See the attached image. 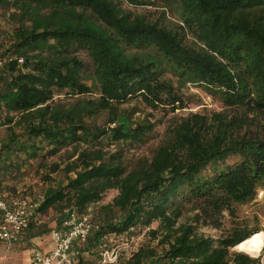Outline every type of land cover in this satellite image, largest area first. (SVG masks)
I'll return each mask as SVG.
<instances>
[{
  "label": "trees",
  "instance_id": "16d2710c",
  "mask_svg": "<svg viewBox=\"0 0 264 264\" xmlns=\"http://www.w3.org/2000/svg\"><path fill=\"white\" fill-rule=\"evenodd\" d=\"M2 19L0 189L33 162L63 173L30 229L51 208L59 228L65 209L97 205L77 258L138 233L120 264H263L231 250L258 230L196 229L264 184V0H0ZM186 86L222 109L177 115L199 104ZM138 104L171 114L160 136ZM187 207L199 210L181 222Z\"/></svg>",
  "mask_w": 264,
  "mask_h": 264
},
{
  "label": "rangeland",
  "instance_id": "374dc122",
  "mask_svg": "<svg viewBox=\"0 0 264 264\" xmlns=\"http://www.w3.org/2000/svg\"><path fill=\"white\" fill-rule=\"evenodd\" d=\"M170 15V14H169ZM171 18L175 19L171 14ZM11 22L7 19H2L0 21V29L7 30L11 26ZM87 83H90V80H87ZM188 94L192 96V99L197 100L199 104H189L187 107L176 110L175 113L177 115H184L188 112L195 111H205L207 110H221L222 107L215 100L207 96L201 89L195 87L186 86L183 88ZM135 101H131L129 104H124L123 106L131 105ZM139 105V104H138ZM142 108V113L137 112L134 116H143L144 112H150V120H158L160 123L156 127V132L158 136H160L164 130L166 125V120L171 114H167L162 116V113L158 111H154L150 108H145L141 104L139 105ZM101 120V119H100ZM100 122V121H99ZM114 126V124H112ZM5 134V128H0V137H3ZM160 137L154 138L148 143H145L143 147L134 148L131 150L128 155L133 156H149L153 147L157 145ZM64 157L53 156V158L49 159V162L53 161H63ZM63 166V163L60 164V167ZM50 175L45 173L43 168H39L36 162H33L31 167H26L22 171V175L16 178H8L3 183V186H6L10 190H14L11 194H23L26 193L31 197H38L44 192V188L48 185L54 186L56 185V181L63 180V173L59 170L54 172H49ZM8 190V189H7ZM112 197V193H109L108 198ZM97 205H90L88 208V214L91 218L94 216V211L97 209ZM69 208L65 209L64 212L68 211ZM199 209H192L187 207V209L183 210L181 222L184 220L189 221L190 216L194 212H198ZM86 213V214H87ZM59 216L58 211L56 209H49L47 212L42 214L40 218V224L34 225V231L40 232V236L46 237L50 230L55 228L57 223L56 218ZM201 216L200 222L197 223L196 232L198 234H203L206 236H211L213 238L217 236H225L230 231L231 228L237 226L240 228H244L246 230H258L257 232H264V184L259 187L255 193V195L247 200L244 203H236L230 210H222L220 213H216L213 217ZM191 223H195L191 221ZM47 229V231H42ZM133 231V230H130ZM260 234V233H257ZM256 234V235H257ZM255 236V235H254ZM253 236V237H254ZM144 239L143 234L135 233V235H131L126 240L124 235L114 236L110 235L106 237V245L98 248V253H92L89 251H85L83 246H80L81 254L79 257H76L75 264H120L126 257H128L131 251L136 250L137 246ZM122 240H126V242L121 245ZM12 244V246L8 247L4 242L0 241V264H31V256L32 251L37 246V241L31 242H23L21 244ZM125 245H128V248H123ZM233 251L241 252L239 250L232 249ZM251 256V255H250ZM261 262L264 264V251L259 256Z\"/></svg>",
  "mask_w": 264,
  "mask_h": 264
},
{
  "label": "built area",
  "instance_id": "2783aa9c",
  "mask_svg": "<svg viewBox=\"0 0 264 264\" xmlns=\"http://www.w3.org/2000/svg\"><path fill=\"white\" fill-rule=\"evenodd\" d=\"M41 199L42 194L36 199L26 193L11 195L0 191V241L6 244L7 249L29 227ZM66 212L68 215L62 220L60 227L50 233L54 247L48 252L35 249L31 264L75 263L78 254L75 245L87 240L94 224L88 213H78L75 209ZM123 248H128V245Z\"/></svg>",
  "mask_w": 264,
  "mask_h": 264
},
{
  "label": "crops",
  "instance_id": "0c3cea01",
  "mask_svg": "<svg viewBox=\"0 0 264 264\" xmlns=\"http://www.w3.org/2000/svg\"><path fill=\"white\" fill-rule=\"evenodd\" d=\"M0 191L4 192V193H8V194H11L12 192H14V190H10V189L7 190V189H3V188L0 189ZM36 199H37V197H36ZM34 222H35V225H39L40 222H41L40 218L39 219H34ZM55 227H56V225H55ZM54 229L55 228H53L52 230H54ZM52 230L49 231V233L46 235L47 236V238H46V237L40 236L39 234H36L37 231H34V227L31 228V229L29 227H27L21 233V235L19 237L20 239L17 241L16 244H21L23 242H31V241L35 242V241H37L38 244L34 248V250L38 249V250H41V251H44V252H48L54 247V242L52 240V237L50 236V233H51ZM31 258H32V256H31Z\"/></svg>",
  "mask_w": 264,
  "mask_h": 264
},
{
  "label": "bare ground",
  "instance_id": "6f19581e",
  "mask_svg": "<svg viewBox=\"0 0 264 264\" xmlns=\"http://www.w3.org/2000/svg\"><path fill=\"white\" fill-rule=\"evenodd\" d=\"M234 247L245 254L259 256L264 251V232L236 244Z\"/></svg>",
  "mask_w": 264,
  "mask_h": 264
},
{
  "label": "water",
  "instance_id": "95a60500",
  "mask_svg": "<svg viewBox=\"0 0 264 264\" xmlns=\"http://www.w3.org/2000/svg\"><path fill=\"white\" fill-rule=\"evenodd\" d=\"M233 247V249H235L236 250V248L234 247V246H232Z\"/></svg>",
  "mask_w": 264,
  "mask_h": 264
}]
</instances>
